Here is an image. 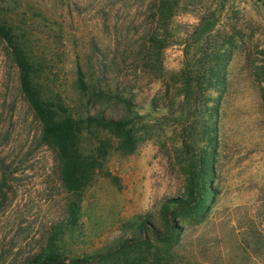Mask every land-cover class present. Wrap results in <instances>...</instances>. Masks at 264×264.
Wrapping results in <instances>:
<instances>
[{
    "label": "rangeland",
    "instance_id": "1",
    "mask_svg": "<svg viewBox=\"0 0 264 264\" xmlns=\"http://www.w3.org/2000/svg\"><path fill=\"white\" fill-rule=\"evenodd\" d=\"M155 1L4 0L6 9L16 8L13 22L26 35L32 58L43 63L44 79L75 115L99 111L129 118L136 142L128 151L118 132L88 131L82 150L104 146L105 157L80 195L68 191L60 161L40 140V123L0 40V264H24L40 251L50 233L66 225L73 199L80 200V218L62 242L70 257L125 239L151 240L148 230H140V218L164 228L163 203L187 195L196 152L184 140L196 138L193 127L199 129L201 121L181 94L185 49L193 46L194 52L200 17L215 12L218 41L227 33L245 38L230 63L220 116L212 119L220 128L217 193L202 219L180 221L176 264H264V78L252 65L264 60L259 52L264 50V0H185L171 23L174 39L164 50L163 75L151 69L142 51L154 24ZM78 64L89 80L129 98L132 107L115 98L89 103L76 87ZM139 252L132 249L128 256Z\"/></svg>",
    "mask_w": 264,
    "mask_h": 264
},
{
    "label": "trees",
    "instance_id": "2",
    "mask_svg": "<svg viewBox=\"0 0 264 264\" xmlns=\"http://www.w3.org/2000/svg\"><path fill=\"white\" fill-rule=\"evenodd\" d=\"M184 1L156 0L154 4V24L142 51L151 62V69H158L160 75L164 73V50L174 39L171 23L186 3ZM3 4L6 5L4 0H0V40L7 44L10 57L18 68L20 90L40 123V140L55 151L60 161V177L64 187L80 195L96 176L97 169L102 164L100 160L105 157L104 146L98 147V152H84L80 145L83 136L93 129L112 130L121 135L122 147L131 151L136 142L132 120L106 116L99 111L96 114L75 115L61 94L55 92L48 80L44 79L46 71L41 60L32 58L26 35L19 34L21 26L13 22V17L17 15L16 8L6 9ZM218 20L217 12L203 14L193 32L194 52L190 54L193 46L185 49L181 94L200 114L201 121H197L199 129L197 126L193 127L197 131L196 138L191 142L184 140L185 147L189 150L191 146L195 147L196 152V157L191 159L195 162L189 166L187 195L169 198L163 203L164 228L150 224L148 218H140L138 226L142 232L148 230L151 240L125 239L94 253L70 257L64 251L62 242L65 233L80 218V200L73 199L68 205L66 225L56 227L44 247L30 256L24 264H107L110 260H113L111 264L177 263L176 248L180 246L182 232L180 221L202 219L217 193L214 180L217 175L220 128L219 122L217 124L212 119L220 116L222 99L230 83V63L245 38L242 34L227 33L218 41L217 35H214ZM259 52L263 54L264 50L260 48ZM252 65L253 71L264 78V60H255ZM76 87L89 103L96 104L104 98H115L128 108L132 107L129 98L89 80L80 64L77 67ZM260 88L264 104L262 83ZM210 90L218 92V98L209 94ZM173 101L177 102L175 97ZM196 147L199 148L198 151ZM132 249H139V254L129 257Z\"/></svg>",
    "mask_w": 264,
    "mask_h": 264
}]
</instances>
